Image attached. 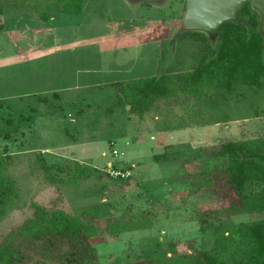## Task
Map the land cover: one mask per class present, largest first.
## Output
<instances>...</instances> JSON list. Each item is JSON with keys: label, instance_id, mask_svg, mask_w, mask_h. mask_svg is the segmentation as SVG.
Wrapping results in <instances>:
<instances>
[{"label": "rangeland", "instance_id": "374dc122", "mask_svg": "<svg viewBox=\"0 0 264 264\" xmlns=\"http://www.w3.org/2000/svg\"><path fill=\"white\" fill-rule=\"evenodd\" d=\"M185 5L186 0L161 6L84 0L80 14L51 15L47 22L9 8L0 16V161H7L3 174L14 180L18 195L0 207V240L32 217L33 204L79 215L107 198L114 206L111 217L141 211L151 228L111 237L101 232L104 220L97 222L90 241L104 264L163 257L170 244L181 253L212 247L214 232H200L198 216L224 206L228 196L219 203L215 192L189 193L171 181L180 174L179 162L156 163L152 156L163 151V138L193 143L203 131H220L223 137L228 129L223 138L233 141L264 137V83L260 88L239 84L236 98L217 105L205 97L181 98L170 106L165 101L159 106L164 108L142 118L116 102L114 87L197 66L208 40L192 36L195 32L175 36ZM209 120L221 124L180 129ZM216 137L202 143L218 144ZM111 141L123 157L112 156ZM38 154L49 164L79 163L96 173L70 184L66 172L55 171L58 180L52 183ZM107 163L129 168L130 179L116 185L103 172ZM262 219L264 213L240 214L212 223L224 232Z\"/></svg>", "mask_w": 264, "mask_h": 264}, {"label": "trees", "instance_id": "16d2710c", "mask_svg": "<svg viewBox=\"0 0 264 264\" xmlns=\"http://www.w3.org/2000/svg\"><path fill=\"white\" fill-rule=\"evenodd\" d=\"M84 0H0V16L7 8L31 11L39 22L51 15H78ZM241 23L226 22L219 28V38L211 53H205L197 66L184 74H162L159 77L134 78L115 83L116 102L128 107V113L139 118L161 103L181 98H208L217 105L237 97L239 84L260 88L264 83V40L258 32L259 17L249 3L241 10ZM3 27L0 26V30ZM192 36L203 38L202 34ZM126 111V110H125ZM220 123L209 120L202 126ZM2 129L0 128V132ZM9 139L10 134L2 133ZM154 162H179L180 174L171 181L196 194L215 192L218 202L228 196V203L198 216L203 226L214 232L212 247L181 253L170 244L163 257L121 264H264V219L239 223L218 232L212 221H221L240 214L264 213V137L244 141H226L217 145L192 149L187 144L165 146L152 156ZM46 180L54 183L58 172L70 176L74 184L93 176L95 169L75 163L72 166L49 164L37 155ZM7 161H0V207L18 197L15 182L3 172ZM191 170L185 173V166ZM60 179V178H59ZM122 185L126 180H113ZM32 217L12 229L0 240V264H104L100 252L90 241L94 225L104 220L101 230L106 236L118 237L127 232L147 230L151 222L141 211L125 212L111 217L114 206L107 198L83 210L79 215L60 209L33 204ZM213 226V227H212Z\"/></svg>", "mask_w": 264, "mask_h": 264}, {"label": "water", "instance_id": "95a60500", "mask_svg": "<svg viewBox=\"0 0 264 264\" xmlns=\"http://www.w3.org/2000/svg\"><path fill=\"white\" fill-rule=\"evenodd\" d=\"M130 4L147 3L161 6L167 0H127ZM249 3L258 14V32L264 40V0H186L181 22L175 32L201 33L206 36L211 52L216 48L219 38V28L226 22L241 23V10Z\"/></svg>", "mask_w": 264, "mask_h": 264}, {"label": "crops", "instance_id": "0c3cea01", "mask_svg": "<svg viewBox=\"0 0 264 264\" xmlns=\"http://www.w3.org/2000/svg\"><path fill=\"white\" fill-rule=\"evenodd\" d=\"M170 104L171 103H169V104H167V103H165V105L166 106H170ZM162 105H164V103L162 104ZM165 106H161L160 108H164ZM224 123V125H225V127L226 128H228L227 126V124L228 123H225V122H223ZM219 124H221V123H217V124H212V125H208L209 127L210 126H214L215 125V127L217 126V125H219ZM202 128V125L198 122L197 124H190V125H188V126H186V127H183V128H180L181 130H193V129H197V128ZM176 129V128H175ZM174 129V130H175ZM176 130H179V129H176ZM227 132L223 135V137H226V136H228V133H229V130L227 129L226 130ZM242 132H243V130H242ZM214 135H216L217 137H216V141H218V144H220V143H223V142H226V141H233V140H224V138L221 136V132L220 131H216V133H215V131H203V133H201V136L200 135H198V136H195L196 138L194 139L195 140V142H193V143H191V141L189 140V141H187V140H185V141H183L182 143H171V142H168L167 141V138H163L161 141H160V148H162V150H163V148L165 147V146H168V145H182V144H187V145H189L192 149H197V148H200V147H204V141H206L205 139H208V138H210L211 136H212V138L214 137ZM174 137H176V136H174ZM185 137V139H189V138H186V137H189V136H184ZM222 137V138H221ZM173 139H175V138H173V137H169V141H175V140H173ZM248 139H253V138H244V139H242V140H240V141H244V140H248ZM203 142V143H202ZM200 145H202V146H200ZM214 145H217V144H214ZM206 146H212V145H206Z\"/></svg>", "mask_w": 264, "mask_h": 264}, {"label": "built area", "instance_id": "2783aa9c", "mask_svg": "<svg viewBox=\"0 0 264 264\" xmlns=\"http://www.w3.org/2000/svg\"><path fill=\"white\" fill-rule=\"evenodd\" d=\"M110 148H112V156L114 158L123 157V153H119L115 147V142L111 141L109 143ZM103 172L111 179L114 180H128L131 177V171L129 168L121 167L113 163H107Z\"/></svg>", "mask_w": 264, "mask_h": 264}]
</instances>
